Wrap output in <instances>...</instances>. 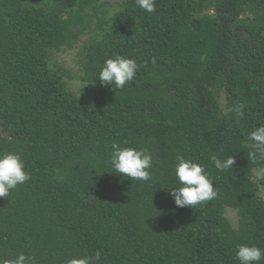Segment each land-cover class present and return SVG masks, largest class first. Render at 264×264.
<instances>
[{
  "label": "trees",
  "instance_id": "obj_1",
  "mask_svg": "<svg viewBox=\"0 0 264 264\" xmlns=\"http://www.w3.org/2000/svg\"><path fill=\"white\" fill-rule=\"evenodd\" d=\"M76 45L78 71L51 62ZM116 54L140 65L121 90L96 79ZM261 124L264 0H155L152 13L136 0H0V153H19L31 177L0 197V264L20 252L240 264L238 245L264 249V157L249 138ZM113 143L149 149L150 180L110 172ZM177 155L205 165L214 200L175 205ZM212 155L235 164L220 171Z\"/></svg>",
  "mask_w": 264,
  "mask_h": 264
},
{
  "label": "clouds",
  "instance_id": "obj_2",
  "mask_svg": "<svg viewBox=\"0 0 264 264\" xmlns=\"http://www.w3.org/2000/svg\"><path fill=\"white\" fill-rule=\"evenodd\" d=\"M136 4L149 13L155 11V0H136ZM139 68L140 65L135 58L116 54L104 61L96 79L101 85H112L115 89L121 90L126 84L134 81ZM244 108V103L240 102L231 111H235L238 117L243 118ZM249 138L253 142L254 149L250 155L253 158L257 154L264 157V124L255 127L249 133ZM111 147L109 163L112 170L110 172L126 176L131 180L141 182L150 180L153 156L149 149L121 146L116 143H113ZM210 159L215 168L220 171L231 169L235 164L232 156L221 160L218 156L212 155ZM174 175L179 186L169 190L177 207L194 208L214 200L218 195L205 165L197 160L177 155ZM30 178V173L26 171L24 160L19 153L13 151L0 153V197L9 196L12 190ZM100 256V252H96L94 258L73 256L66 261V264H94ZM236 259L240 264H259L264 259V249L256 244L242 243L237 246ZM3 264H36V260L35 257L20 252L14 258L4 260Z\"/></svg>",
  "mask_w": 264,
  "mask_h": 264
},
{
  "label": "rangeland",
  "instance_id": "obj_3",
  "mask_svg": "<svg viewBox=\"0 0 264 264\" xmlns=\"http://www.w3.org/2000/svg\"><path fill=\"white\" fill-rule=\"evenodd\" d=\"M105 2H109L112 4H116L118 0H103ZM77 52H78V46L68 49H62L60 51H55L52 54V61L51 62H57L62 64L64 67L72 70L73 72L78 71V65H77ZM78 81L72 80L68 81V85L75 89L77 87ZM264 175L263 170H256L254 171V176L256 178H260ZM261 195L264 197V188L261 190ZM224 216L228 219V221L231 223L232 226L237 225V213L236 210L233 208L225 207L224 208Z\"/></svg>",
  "mask_w": 264,
  "mask_h": 264
}]
</instances>
